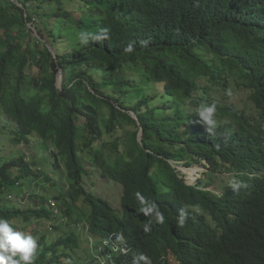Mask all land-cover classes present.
<instances>
[{
  "label": "trees",
  "instance_id": "16d2710c",
  "mask_svg": "<svg viewBox=\"0 0 264 264\" xmlns=\"http://www.w3.org/2000/svg\"><path fill=\"white\" fill-rule=\"evenodd\" d=\"M233 78L260 119L222 98ZM202 102L217 106L212 132ZM4 136L24 149L8 157ZM182 157L247 187L188 185L168 161ZM91 164L122 185L120 206L88 191ZM26 177L35 189L10 195ZM0 219L37 240L33 264H264V0H0ZM79 222L121 249L100 256Z\"/></svg>",
  "mask_w": 264,
  "mask_h": 264
},
{
  "label": "clouds",
  "instance_id": "9594fccd",
  "mask_svg": "<svg viewBox=\"0 0 264 264\" xmlns=\"http://www.w3.org/2000/svg\"><path fill=\"white\" fill-rule=\"evenodd\" d=\"M77 39L79 41V44L82 46H87L90 40L91 41H105L109 39V30L103 29L100 33H92L89 31L81 30L77 33ZM134 46H135L134 42L129 43L124 48V52L132 53L134 50ZM49 48H52V47L50 46ZM54 56L57 57L55 53H54ZM60 71L62 72L61 69L59 70V72ZM58 77H59V73H58ZM58 77H57V81H58ZM62 84H63V72H62ZM62 84H61V88H62ZM159 91H161V86L159 87ZM235 91L245 92L247 94L246 100H244L242 103H238L237 101H235L233 99V93ZM222 98L223 99L225 98L227 101L235 103L236 108L240 111V114H245L248 117H254L256 119L257 118L260 119V116H259L260 109L258 108L257 103L254 99V89L251 86L242 84L240 78H233V81L229 82V89L226 90L225 93H223ZM156 101H157V97H155L154 99L155 103ZM216 111H217V106L214 103L207 104V103L202 102L198 106V114L202 118L200 122L204 123L207 126V130L209 132H212L213 129L217 127V122L214 118ZM128 112L137 121L140 127L139 132H138V139H139V142L142 143L144 129L139 121L138 114L136 111L132 109L128 110ZM128 125H133L134 129H136V126L134 124L131 123ZM181 128L182 130H184L186 128V124H183ZM186 130L182 131V134H184ZM21 147H22V144H21ZM38 153L40 154V152ZM168 161L173 165V167L175 168L176 172L178 173L181 179H184V181L188 185H194V186L197 185L198 188L201 190H206V191L215 192L217 194H221L223 192L224 187L230 185L232 190L238 193L241 188L247 187V184L241 180L232 179L229 182V180L232 178V175L234 174L232 170H230L231 174H227L226 177L220 176L221 174L218 173L217 170L213 169V166L212 164H210L208 158H203L200 161H194V160L189 161L185 157H182V158H170L168 159ZM194 165L203 166L204 170L202 172L198 170L196 179L189 180V178L187 179L188 177L187 173L189 172V169L191 170V173H193L192 166ZM91 166L94 168H92ZM184 167H188V169ZM87 169H88V172L84 180L85 186L87 187L90 193L98 194L97 192L91 191L90 188L94 187V184H99V181H97V179L92 174H97V172L101 174V172L98 169V167H96V165L94 164L87 166ZM89 175H91L92 178H88ZM208 177H211V183L209 185H206L205 183ZM99 178L101 180L100 184H106L107 188L110 190V192H112L113 190L111 191V187H110L111 183L104 182V180H109L111 182L113 181L111 179L104 178L102 174H101V177ZM65 182H66L65 188L67 189L68 183L66 180ZM119 185H120L119 187L122 186L121 184ZM119 187H117V189ZM19 188L21 190L19 191L13 190L12 193L10 192V195H13L15 193H21L20 196H22L23 194L29 193L24 190V186L23 187L19 186ZM122 192H123V187H122ZM99 197L108 200L106 198L107 196L103 197L99 195ZM7 199L10 200V198H7ZM49 202L51 203V205H55L57 203L53 197H50ZM114 205H116L117 207L120 206V204H114ZM161 220H162V217H161ZM185 223L186 221L183 218L178 220V224L180 227H183ZM44 226L45 225L41 227H44ZM75 226L79 228L82 238L84 236L87 237L88 239L87 244L90 246V248L96 250L97 254H99L100 256L105 255L109 257L112 254V252H117L121 249L119 244L115 242V239L113 238L103 239L99 237L96 239L93 236V234L88 230V226L84 222H79ZM39 229L41 231H44L46 227L44 229H41V228ZM100 243L103 245L101 249H99ZM37 246H38L37 240L33 236L26 235L21 231L14 230V228L11 226L10 222L7 219H0V264H33V258H34V254L36 253ZM128 251L129 249H125V248L123 249L124 253H127ZM15 257H18V259H16ZM133 258H138V254L134 253Z\"/></svg>",
  "mask_w": 264,
  "mask_h": 264
},
{
  "label": "rangeland",
  "instance_id": "374dc122",
  "mask_svg": "<svg viewBox=\"0 0 264 264\" xmlns=\"http://www.w3.org/2000/svg\"><path fill=\"white\" fill-rule=\"evenodd\" d=\"M31 72L34 75H37L39 73V68L36 65H34L31 68ZM246 97H247V94L245 92H243V91H235L233 93V99L235 101H237L238 103H242L244 100H246ZM126 127L128 129H130V130H134V126L133 125H127ZM5 134H6V132H5ZM11 137L6 138V136H4V140L6 142H4V141L1 142V143L5 144V149L3 150V153L6 154L8 157H14L15 155L19 154L20 150L24 149L23 147H21V143H17L15 145L11 144L10 142L13 141V139H12L13 137L12 138ZM105 138L111 139V136L110 135H105ZM25 150L29 151L30 149L25 148ZM38 152L39 151L36 150L35 144H34L33 147H32V155L34 156L35 163H37V165H39V166L44 167L45 169H48V164L46 162V155L45 154L40 155ZM92 168H94V167H92ZM184 168L188 169V167H184ZM192 169H193V173H191L190 169H189V172L187 173V175H188L187 179L189 178V180H195L196 177H197V171L200 170L202 172L204 170V167L203 166L194 165V166H192ZM92 175H94V177L97 179V181H99V184H94V187L90 188L91 191L97 192L100 196H103V197L107 196L106 198L113 204H120V199H121V194H122V186L119 187L120 185L117 184V183H113V182H111L109 180H104V182H110L111 183L110 187H111V191L112 190L113 191L110 192V190L107 188L106 184H100L101 180H100L99 177H101V174L99 172H97V174H92ZM88 178H92L91 175H89ZM25 182H26L25 185H24V190L25 191L30 192L31 189L32 190L35 189V185H31L30 179L28 177L25 178ZM117 187H119V188L117 189ZM19 190H21V189L17 187L16 191H19ZM48 224H50V223L47 222V223H45L44 227H40V228L44 229ZM102 247H103V245L100 243L99 249H101Z\"/></svg>",
  "mask_w": 264,
  "mask_h": 264
},
{
  "label": "water",
  "instance_id": "95a60500",
  "mask_svg": "<svg viewBox=\"0 0 264 264\" xmlns=\"http://www.w3.org/2000/svg\"><path fill=\"white\" fill-rule=\"evenodd\" d=\"M29 25H30V27H32L34 30H36L31 24H29ZM37 36L40 37L38 33H37ZM49 47H50V46H49ZM50 50H52V48H50ZM52 51H53V50H52ZM61 84H62V72L60 71V72H59L58 81H57V86L61 88ZM141 138H142V137H141ZM141 138H140V139H141Z\"/></svg>",
  "mask_w": 264,
  "mask_h": 264
}]
</instances>
